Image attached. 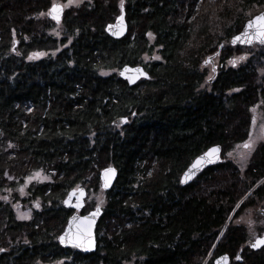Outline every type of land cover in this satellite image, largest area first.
<instances>
[{
	"label": "trees",
	"instance_id": "16d2710c",
	"mask_svg": "<svg viewBox=\"0 0 264 264\" xmlns=\"http://www.w3.org/2000/svg\"><path fill=\"white\" fill-rule=\"evenodd\" d=\"M221 1L124 0L128 33L115 40L105 27L120 14V0L66 10L59 39L46 36L49 18H36L50 0H0V192H12V201L0 200V264H212L223 254L239 264V253L243 264H264V247H243L244 228L231 225L264 197V143L244 170L225 157L247 138L253 105L264 112V47H237L249 57L226 63L228 38L250 10L264 11V0ZM154 46L160 59L140 62ZM33 50L52 52L28 61ZM216 53L209 83L201 63ZM139 64L149 78L132 86L118 73L101 74ZM213 146L221 147V163L181 186L184 171ZM108 167L117 176L104 191L96 250L61 248L73 214L67 194L82 187L85 203ZM36 170L49 179L20 198ZM16 199L39 203L31 219L16 217Z\"/></svg>",
	"mask_w": 264,
	"mask_h": 264
},
{
	"label": "rangeland",
	"instance_id": "374dc122",
	"mask_svg": "<svg viewBox=\"0 0 264 264\" xmlns=\"http://www.w3.org/2000/svg\"><path fill=\"white\" fill-rule=\"evenodd\" d=\"M86 1H88V0H79V3H75L74 2L72 4H69L68 7L64 8V11L71 10L74 7H79L83 2H86ZM50 2H51L50 6L52 5L53 2L63 5V4H67L68 0H50ZM225 2H227V1L226 0H222L220 3L223 4ZM221 4L218 5L217 7H220ZM50 6H49V8H50ZM185 6H186V4H185ZM48 9H47V11H48ZM46 13L43 16L42 15H38L36 18L38 20H40V21L44 20V17L49 18L48 15H46ZM251 14H252V11L250 10L248 15L244 16V19H246V21H244V23H243V25L241 27L242 29H243L244 25L246 24L247 20L252 17ZM117 17L114 18V21H115V19ZM51 22H53V21L51 20ZM113 22H111V23H113ZM61 23L62 22H60L59 24L54 25V26L47 25V27H45L46 36H54L57 39L61 38L62 31H64V28H63ZM53 24H55V23L53 22ZM209 28H210V26H209ZM133 32H134V29H133ZM133 32H132V34H134ZM240 32H238L237 34H232V36L228 38V46L229 47L224 44L225 47H228V54H229V57H230L226 61V63L230 64L229 66H232V67H235L236 65H239V64H243L244 60H246L249 57V54L241 53V51H237L236 50L237 47H241V48L262 47L260 45H253V46H248V47L239 46V45H232L230 41H232L233 37L238 35ZM149 39H150V42H151V46L154 45V43H153V39L154 38L151 39L149 37ZM70 41H71V39L68 40V42L66 43L65 46H69ZM222 47L225 48L224 46H222ZM61 48L62 47H60L59 49H61ZM157 51H158L157 47L154 46V54L151 55V56H149L147 54L142 55L141 58H140V62H142V63H150L152 61L158 60V59H155V57L158 56L157 53H156ZM254 51H252L251 53H253ZM50 52H52V51H50ZM43 53H45V55L40 56V57H46V56L49 55V52L47 53L45 51ZM239 56H244L245 58L243 60H239L234 65L232 63H229V61L232 60L234 57H239ZM28 57L29 56H27L26 59H28ZM209 58H211L210 62L209 63H205V61L209 60ZM209 58L204 59L202 61L201 65H202V68L204 70H206V73H207V76H206L205 80L209 79V83H210L216 77V71H217V68H218V66L220 64V59H219V56H218L217 53L215 55L209 57ZM29 60L30 59H28V61ZM31 60H33V59H31ZM113 72L118 73L117 70H115V71L110 70V71H102L101 74L102 73H106V74H103V75H109V74H111ZM141 80H139V81H141ZM250 110H251L252 118H253V116L256 117V124L253 125V123H252L251 127L247 130V138H245V139L241 138L240 140L235 141L234 143H232L231 147H229L227 149L226 153H225V157L229 160V162H231L230 164L234 163V165L241 167V170H244V168H246L249 165L250 159L252 158L255 150L262 143H264V138H261V125L264 124V112H263L262 105L260 104V102L256 103V104L253 105V107ZM250 132L252 134V140L254 141V143H253V147L251 149V152L249 154L248 150L244 149L242 147V145H243V143L245 141L249 140V133ZM238 145L240 147H237ZM228 153H232V154L228 155ZM241 154H243V158H241ZM36 172H40L41 176L39 178H37V179L28 180V178L33 176V174L36 173ZM100 172H99V174H100ZM99 174H98V178H99ZM44 177H47V179H45ZM48 179L49 178H48L47 174H45L43 171H41V170L33 171L29 176L24 178V182L18 188V191H19L18 193L20 195V198H22V199L24 198L25 190L30 184H33V183H44ZM26 180H28L27 184L25 183ZM260 183H257V185H255L253 187V189L258 187ZM97 187L98 188L95 190V192L90 193L89 197L85 201V205L82 208V210H85L86 213H88L89 211L95 209L97 207V204H99L100 207H103L102 205L104 203V191L101 188L100 179H99V185ZM21 188H23V195L21 194V191H20ZM11 194H12V192H10V191L7 192L6 195H5V193L0 192V200L4 201V202L12 201V200H10V197H8ZM5 197H6V199H5ZM22 199H16L14 201L13 208H14V211L16 213V217L17 218L20 215L27 214L28 215L27 219H20V220H29L32 217V212H33V209L36 207L35 206L36 204L32 203L31 206H27L26 204H23L21 202ZM245 199H243L241 202H243ZM87 206H91L90 207L91 210H89ZM262 209H264V197L260 201H256L255 203H252V205H249V206L243 208L241 210V212L238 215H236L235 219H233L231 221V223H232L231 225L240 226V227L244 228V231H245V236H244L245 244L243 245V247H246V248L249 249V247H248L249 242L254 241L256 238H258V237H260L262 235V233L264 231V216H261V215L257 214V211L258 210H262ZM235 211H236V208L233 210L231 215H233L235 213ZM73 212H74V210H73ZM64 230H65V228H64ZM52 264H62V263L60 261H58V262H53Z\"/></svg>",
	"mask_w": 264,
	"mask_h": 264
},
{
	"label": "snow or ice",
	"instance_id": "6c2138e0",
	"mask_svg": "<svg viewBox=\"0 0 264 264\" xmlns=\"http://www.w3.org/2000/svg\"><path fill=\"white\" fill-rule=\"evenodd\" d=\"M79 3V0H68L67 4H58L53 2L51 7L48 9L46 15L50 16L52 20L56 21L57 24L60 23L61 20V14L64 10V8L68 7L69 4L72 3ZM120 7H121V16L117 17V20L123 22V7H124V0H120ZM197 8H199V5H197ZM40 15H45V13L41 12ZM113 26H109V29H111ZM113 35H120L121 32L119 31H113ZM149 36H151V33H148ZM237 41H239L241 44L247 43V44H252L254 41L264 45V11L259 12L257 15H253L250 19L247 20L244 30L240 33V35L233 37L232 43L236 44ZM15 46V41H13V47ZM45 53L43 52H36V53H31L28 57V59H35L39 56H43ZM245 57L244 56H239V57H234L232 60L229 61V63H232L233 65L236 64L239 60H243ZM155 59H160L159 56L155 57ZM209 60H206L205 63H209ZM129 71V69L125 68L124 72ZM139 75L143 76L146 75L141 69L136 68L132 70ZM124 72H121V75H124ZM106 74V73H102ZM138 78V77H137ZM129 82H133V78L131 76L128 77ZM252 123L253 125L256 124V117L253 116L252 118ZM261 138H264V124L261 125ZM254 141L252 140V134L251 132L249 133V140L245 141L242 145L244 149H247L249 154L251 152V149L253 147ZM11 147V145H9ZM237 147H240L239 145ZM219 152L218 147H212L208 149L207 152H205L202 156H199L195 159V161L190 165V172L191 175L195 174V170L200 169L204 164L206 163H212L213 158L218 159L216 154ZM232 153H228V155H231ZM241 158H243V154H241ZM106 173L114 174V169L108 168L105 169ZM41 176L40 172H36L33 174V176L29 177L28 180L31 179H37ZM185 176L187 178H191L189 175V172L185 173ZM9 179H12V177H8ZM47 179V177H44ZM28 180L25 181L27 184ZM181 183H184V180H181ZM104 187L108 186V181H105V184L103 185ZM21 194L23 195V188L20 189ZM79 191V195H77V203L74 205L76 208H79L81 206L80 204V196L83 195V190L82 189H74L73 192H70L69 199L76 194V192ZM6 199V197H5ZM65 204L69 203V200L64 201ZM36 207H39V203L35 205ZM239 207V205H237ZM100 212V205L97 204V207L95 211L92 213H89L87 216L83 217H77L73 216L72 219L69 221V228L65 231V234L59 237L60 242L67 243L72 245L73 247L77 248H86L90 247L93 243L92 241V227L93 224L95 223V218L97 215H99ZM19 219H27L28 215L23 214L18 216ZM261 245H264V237L258 238L252 245L251 247L253 248H258ZM237 260L241 259L239 254L236 255L235 257ZM221 260H223L224 264H228L229 258L225 255L221 257ZM219 264V261L217 262Z\"/></svg>",
	"mask_w": 264,
	"mask_h": 264
},
{
	"label": "water",
	"instance_id": "95a60500",
	"mask_svg": "<svg viewBox=\"0 0 264 264\" xmlns=\"http://www.w3.org/2000/svg\"><path fill=\"white\" fill-rule=\"evenodd\" d=\"M50 7H51V6H50ZM62 15H63V12H62V14H61V17H62ZM119 16H121V11H120V15H119ZM119 16H118V17H119ZM48 17L51 19L50 16H48ZM51 20H52V19H51ZM53 21H54V20H53ZM54 22H56V21H54ZM56 23H57V22H56ZM110 25L113 26L111 29H109V26H110ZM244 27H245V25H244ZM244 27H243V29L241 30V32L244 30ZM127 30H128V27H127V23H126V21H125L124 10H123V22H122V24H121V22L118 21L117 18H116L115 21H114L113 23H110V24H108V25L105 27V32H106V34H107L110 38L115 39V40H119V39L123 38V37L127 34ZM113 31H119V32H121V34H120V35H113V34H112ZM241 32H240V33H241ZM240 33H239L238 35H240ZM238 35H236V36H238ZM232 40H233V39H232ZM230 42H231L232 45H239V46H245V47L253 46V45H260V46L264 47V45H262V44H260V43H258V42H256V41H254L252 44H247V43L241 44L239 41H237L236 44H233L232 41H230ZM125 68L129 69V71L124 72V69H125ZM136 68L141 69L146 75L141 76V75H139L138 73L132 71V70H134V69H136ZM121 72H124V75H121ZM118 76H119L122 80L127 81V83H128L129 86H132V85L136 84V83H137L139 80H141V79H145V80H147V79L149 78V75L144 71V69H143L141 66L130 67V66H127V65L123 66V67L118 71ZM129 76H131V77L133 78V82H131V83H130L129 80H128V77H129ZM137 77H138V78H137ZM126 122H127V120L124 119V120H120V121L114 122V125L118 124L119 126H123ZM213 147H218V148H219V152L216 154V156L218 157V159L213 158V162H212V163H206V164H204L200 169L195 170V174H194V175H191V172L189 171V170H190V165L195 161V159L197 158V157H196V158L192 161V163L188 166V168L184 171V173L182 174V176H181V178H180V185H181V186H185V185L190 184V183H191V182H192V181H193V180H194V179H195V178H196L201 172H203V170H205V169L208 168V167L215 166V165L219 164V163L222 161V158H221V147H220V146H213ZM211 148H212V147H211ZM209 149H210V148H209ZM207 151H208V150H207ZM207 151H205V152H207ZM205 152H204V153H205ZM204 153H203V154H204ZM203 154H201V155H199V156H202ZM199 156H198V157H199ZM108 168H112V169H113V167H108ZM108 168H105V169H108ZM105 169L102 170V171L100 172V174H99V179H100V181H101V188H102V190H103V191H109V190L111 189V187L113 186V183H114V181H115V179H116L117 174H116V170H114V174H110V173H106V172H105ZM186 172H189V175L191 176L190 179L187 178V177L185 176V173H186ZM106 180L108 181V186H107V187H104L103 185L105 184V181H106ZM181 180H184V183H181ZM77 189H78V188H77ZM79 189H82V190H83V195L80 196V204H81V206H80L79 208H76V207L74 206V205L77 203V195H79V191H77L76 194H74L70 199H69V195H68V194H69L70 192H73V190L70 191V192L67 194L65 200H69V203H68V204H65V203H64L65 200L63 201L64 206H65L66 208H71V209H73L74 212H73V214L69 217L68 222H67V225H66V227H65V230L63 231V233H62L60 236L64 235V234H65V231L69 228V221L72 219L73 216H77V217L87 216L89 213H92V212L95 211V209H96V208H95V209L89 211V212L86 213L85 215H80V214L78 213V211H81L82 208H83V206L85 205V203H84V199H85V197H86V191H85V189L82 188V187H80ZM257 214H259V215H261V216H264V209H262V210H258V211H257ZM101 215H102V208L100 207L99 215L96 216V218H95V223L93 224V227H92V241H93V243H92V245H91L90 247H86V248H77V247H73L72 245L67 244V243H63V244H62V243L60 242V240H59V237H60V236H59L57 241H58L59 245L61 246V248H64V249H74V250H76V251H78V252H81V253H90V252H94V251L96 250L95 227H96V224H97L99 218L101 217ZM260 237H264V233H263ZM260 237H258V238H260ZM258 238H256L254 241L249 242L248 247H249V249H250L251 251H254V252H255V251H258V250H260L261 248L264 247V245H261V246L258 247V248H253V247H251V245H252V244H253ZM225 255L229 258V260H228V264H229V263H230V257H229L227 254H223V255L218 256L217 258L214 259V261L212 262V264H217L218 261H219V264H224L223 260H221V257H223V256H225ZM239 256H240V253H239ZM236 261H237V259H236ZM237 262L240 263V261H237Z\"/></svg>",
	"mask_w": 264,
	"mask_h": 264
},
{
	"label": "flooded vegetation",
	"instance_id": "af4514ba",
	"mask_svg": "<svg viewBox=\"0 0 264 264\" xmlns=\"http://www.w3.org/2000/svg\"><path fill=\"white\" fill-rule=\"evenodd\" d=\"M64 12H65V11L63 10V14H64ZM62 18H63V15H62V17H61V20H62ZM61 20H60V22H61ZM52 21H53V20H52ZM53 22H54V21H53ZM54 23H55L54 25H57L56 22H54ZM127 33H128V30H127ZM48 37H50V36H48ZM16 46H17V43L15 42V46L12 48V52H16V49H15ZM45 51H46L47 53L49 52V55L51 54V52H50L49 50H33V51H31L29 54H31V53H36V52H45ZM29 54H28V56H29ZM41 58H42V57L39 56V57H37V58H35V59H33V60L36 61V60L41 59ZM30 60H31V59H30ZM33 60H32V61H33ZM136 66H141V67L144 69V71L146 72V69L144 68L143 64H141V65L139 64V65H136ZM119 70H120V69H119ZM119 70H118V71H119ZM146 73H148V72H146ZM126 82H127V81H126ZM127 84H128V83H127ZM126 120H127V119H126ZM101 208H102V207H101ZM263 233H264V231H263ZM263 233H262V234H263ZM261 249H262V248H261ZM239 261H240V263L238 262L239 264H243V259H239Z\"/></svg>",
	"mask_w": 264,
	"mask_h": 264
},
{
	"label": "bare ground",
	"instance_id": "6f19581e",
	"mask_svg": "<svg viewBox=\"0 0 264 264\" xmlns=\"http://www.w3.org/2000/svg\"><path fill=\"white\" fill-rule=\"evenodd\" d=\"M82 211V210H81ZM81 211H78V213L81 215ZM83 215H85V214H83Z\"/></svg>",
	"mask_w": 264,
	"mask_h": 264
}]
</instances>
